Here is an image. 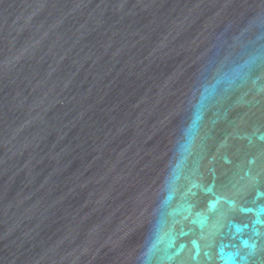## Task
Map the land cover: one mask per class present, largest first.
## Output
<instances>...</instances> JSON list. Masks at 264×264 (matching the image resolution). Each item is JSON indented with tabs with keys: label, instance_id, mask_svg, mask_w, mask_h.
<instances>
[{
	"label": "water",
	"instance_id": "95a60500",
	"mask_svg": "<svg viewBox=\"0 0 264 264\" xmlns=\"http://www.w3.org/2000/svg\"><path fill=\"white\" fill-rule=\"evenodd\" d=\"M0 264H264V0H0Z\"/></svg>",
	"mask_w": 264,
	"mask_h": 264
}]
</instances>
